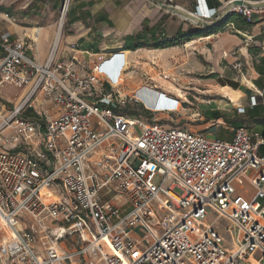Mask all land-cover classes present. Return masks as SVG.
Returning <instances> with one entry per match:
<instances>
[{"label":"built area","instance_id":"obj_1","mask_svg":"<svg viewBox=\"0 0 264 264\" xmlns=\"http://www.w3.org/2000/svg\"><path fill=\"white\" fill-rule=\"evenodd\" d=\"M69 3L42 65L26 41L0 33V89L25 90L0 114V264H264V132L241 126L224 139L118 112L106 58L90 67L74 46L59 54ZM223 11L253 8L196 0L190 17L201 25ZM223 28L237 32L231 21ZM38 96L53 115L23 118ZM245 182L247 200L235 197Z\"/></svg>","mask_w":264,"mask_h":264},{"label":"rangeland","instance_id":"obj_2","mask_svg":"<svg viewBox=\"0 0 264 264\" xmlns=\"http://www.w3.org/2000/svg\"><path fill=\"white\" fill-rule=\"evenodd\" d=\"M62 3L63 0H22L19 2L0 0V7L5 8L22 25L47 29L50 32L48 45H52L58 33ZM76 4V0H70L69 12L60 33L58 48L64 45V37L67 35L65 33L71 28L70 25L77 12L81 11V7ZM128 5H132L131 2L112 0L110 12L114 11L118 21L117 23L114 21V24L107 26L109 33L104 35L101 32L99 34L95 33L98 44H101V46L107 44V47L98 50V54L91 56L92 52L89 51L90 54H86L89 61L87 66L92 67L99 62L100 58L107 59L111 54L122 51L120 46L123 35L118 31L117 25L133 20L134 14L126 16L124 13V8ZM152 8L157 10L155 15L157 18H154L158 20L157 41L161 40L162 33L171 36L176 32L179 25L184 26L185 23L187 26H184V31L188 33L212 26V23L204 26L194 24L193 18L189 17L184 10L179 9L180 12L173 9L175 11L172 14V12H167L166 9L159 8V6H152ZM84 22L91 24V20L86 18ZM199 46L196 44L195 46L185 47V40H183L179 44L170 47L158 49L142 47L128 55L120 67L117 84H113V90L120 95L119 107L121 112L128 116H140L146 122H157L165 127H182L192 131L204 130L203 132L206 135L219 138L232 137L230 126L228 123L211 121L204 123L205 118H201V116L204 117L203 112L205 109L218 110L221 107L225 110L221 112L233 121L246 126H254L256 121L249 118L247 103L242 104L245 109L244 112L241 111L242 108H240L239 113L235 112L231 103L237 104L239 98L234 101L233 98L222 93L221 86L217 87L222 81L217 77V74L213 73L215 70L226 68V75H228V70L236 72L239 69L246 75L245 64L241 62L238 66H233V64L230 65V63L224 62L221 69H219L210 59L211 57H205L204 55L205 53L207 56L213 54L210 45L206 44L205 46L203 44L202 48ZM35 47L36 44H33L34 49ZM106 90L108 89L106 88ZM0 93H5V90H1ZM98 95H100V89L94 91L91 99L96 100ZM169 98L176 99L179 103L178 107L173 111H164L167 107L166 104L171 102ZM205 127L207 128L203 129ZM261 152L264 154V148ZM133 161L134 159L131 160V162ZM235 190V197H241L245 200L253 194V190L247 182L243 186H235ZM176 191L179 192V190ZM105 198L109 199L111 196ZM213 220L214 216L210 215L206 223L210 224ZM226 225V222L222 224L219 222L217 229L228 240L229 237L224 232ZM138 231L143 240H151L148 232ZM1 236L2 232H0Z\"/></svg>","mask_w":264,"mask_h":264},{"label":"crops","instance_id":"obj_3","mask_svg":"<svg viewBox=\"0 0 264 264\" xmlns=\"http://www.w3.org/2000/svg\"><path fill=\"white\" fill-rule=\"evenodd\" d=\"M9 1L19 2L22 0ZM126 1L131 2L132 5H128V7H125L124 13L126 16H128L129 14H134V17L132 18L133 20H130V22H123L122 24L117 25L118 31H120V33L123 35V38L121 40L122 43L120 46L122 51L118 53V56L121 57L122 62L125 61L128 55L139 49L133 48L132 40L139 38L142 41L143 35H145L146 30L153 28L155 31V38H158V20L154 19L157 18L155 16L157 10L155 8H152V6H159V8H164L167 12H172V14H174L173 12L175 10H184L188 13L189 17L196 6V0H173L172 3H169L168 0ZM224 1L226 0H206V4L208 5V7L217 8L220 7L221 3ZM240 1L248 6H252L253 8L252 14L249 17H244L250 23L249 26L240 28L234 24L237 32H233L230 29L226 28L224 29L223 24L229 21L228 19L231 14H225L226 12L223 11L224 14H221L219 16V19H215L208 23L203 22L201 24V26H204L205 24L212 23L216 24L215 26H209L207 28L203 27L201 29L200 35L196 36L194 39L185 40V45L190 44L191 47L198 44L201 48L203 44L205 46L206 44L210 45L213 54H211V56H207V54L205 53L204 55L205 57H211L210 59L214 62L215 65L218 66L219 69H221V66L222 64H224V62L230 63V65L233 64V66H238L241 62L245 64L246 75L240 69L236 72L228 70V75H226L225 67V69L215 70L213 71V73L217 74V77L222 81L219 85H217V87L221 86L220 90L230 89L237 93L238 97L236 99L231 95L229 96L233 98L234 101H237L239 98L237 104H232L230 102L232 107H234L235 112L239 113L240 108H242L243 110L241 111L244 112L245 109L242 104L247 103L248 116L251 120H255L256 123L254 124V126H246L241 123V126L264 132V0ZM111 2L112 0H76V5L81 7V11L79 10L77 12L75 19L70 25L71 28L68 29L67 33H65V35H67L66 37H64V45L59 48V54L61 56H70L73 52L72 46H77L78 48L75 47L77 49L75 52L76 55L81 61H83V63L89 65V61L87 60L88 57H86V54H90L89 51H91L92 53L90 54V56L95 55L99 53L98 50L107 47V44H103L102 46L101 44H98L97 39L95 38V33L99 34V32H101L102 35L107 34L109 33V28L107 26L114 24V21H116L117 23L118 20L116 19V14L114 13V11L110 12ZM1 7L0 33H7L12 39L26 41L29 46L28 54L35 59L37 64L42 65L47 58L51 46V44L48 45L50 32L43 27L31 28L18 23L13 15H11L5 8ZM84 9H86V11H84ZM147 13H150L148 14L149 16L147 15ZM85 18L87 20H91V24L85 23ZM149 20L150 22H148ZM184 26H187L186 23ZM184 26L179 25L176 32L171 36L164 35V33H162L161 35H164L166 38H171L177 33L179 29L184 31ZM33 44H36L35 49L33 48ZM80 47L83 49H81ZM125 52L126 55L124 57L123 53ZM111 55L110 57H112ZM121 65L122 63H119V65H117L115 69L117 72L116 76L119 75ZM111 70L115 71L114 69ZM1 90H5V93H0V114H3L6 111L10 110L18 97L25 94V90H19L10 85H5L0 89V92ZM222 93L228 96L225 92L222 91ZM252 98H254L256 101L255 105H250ZM170 100L174 102V105L177 102L176 99ZM33 105L34 108H27L22 112L21 116L23 118L28 120L42 121V117L38 114L39 112H41L42 110L46 111V116L48 117L52 116L54 113L53 106L50 104V102L44 100L42 96H38L36 102H34ZM221 111L225 110L221 109V107H219L218 110L205 109L203 115H205L206 113L209 114L210 117H213L211 115L214 112L223 114ZM201 118L205 117L201 116ZM209 121L216 123H225L223 118L211 119ZM208 122H205L204 120V123ZM228 124L233 136L234 128L231 127L230 123ZM206 128L207 127L203 129ZM201 131L203 132L204 130ZM231 138L232 137L224 139ZM136 234L137 233L133 235L135 237H138V235ZM4 236H6L5 233L2 234L0 239Z\"/></svg>","mask_w":264,"mask_h":264},{"label":"trees","instance_id":"obj_4","mask_svg":"<svg viewBox=\"0 0 264 264\" xmlns=\"http://www.w3.org/2000/svg\"><path fill=\"white\" fill-rule=\"evenodd\" d=\"M229 21L233 22L237 27L244 28L250 25V23L241 15L239 14H231L229 16ZM201 33V30H197L194 32H185L182 30H178L177 33L172 37V38H166L164 35H161V40H158L155 38V31L154 29H148L145 31V35H143L142 41L139 38H136L132 40V45L133 48H140V47H153V48H164V47H170L179 44V42L183 40H190L193 37L199 36ZM128 47V45H127ZM126 49V48H125ZM108 87V86H107ZM118 112L122 113L121 110L119 109ZM123 114V113H122ZM128 116V115H127ZM210 117L209 114L204 115L205 117V122H208L211 119H218V118H223L225 123H230L231 127L234 128V131L241 127V123L235 122L231 120V118L226 117L223 114L214 112ZM129 117H135V116H130Z\"/></svg>","mask_w":264,"mask_h":264},{"label":"bare ground","instance_id":"obj_5","mask_svg":"<svg viewBox=\"0 0 264 264\" xmlns=\"http://www.w3.org/2000/svg\"><path fill=\"white\" fill-rule=\"evenodd\" d=\"M36 31V30H35ZM185 47H190V44L189 45H185ZM123 55L125 56L126 55V52L123 53ZM112 57L109 56V58H107V61L109 62L107 65H106V68L108 70L110 69H116L117 65H119V61L117 60V58L113 57L114 55H111ZM111 61V62H110ZM125 62V61H124ZM119 70V68H118ZM171 86V85H170ZM223 92H225L228 96H233L235 99L238 97L237 93H235L234 91L230 90V89H221Z\"/></svg>","mask_w":264,"mask_h":264},{"label":"water","instance_id":"obj_6","mask_svg":"<svg viewBox=\"0 0 264 264\" xmlns=\"http://www.w3.org/2000/svg\"><path fill=\"white\" fill-rule=\"evenodd\" d=\"M238 4H242V1H237ZM216 24H212V26H215Z\"/></svg>","mask_w":264,"mask_h":264}]
</instances>
